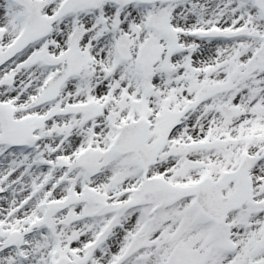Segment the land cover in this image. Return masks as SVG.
Masks as SVG:
<instances>
[{
  "label": "snow or ice",
  "instance_id": "snow-or-ice-1",
  "mask_svg": "<svg viewBox=\"0 0 264 264\" xmlns=\"http://www.w3.org/2000/svg\"><path fill=\"white\" fill-rule=\"evenodd\" d=\"M0 264H264V0H0Z\"/></svg>",
  "mask_w": 264,
  "mask_h": 264
}]
</instances>
